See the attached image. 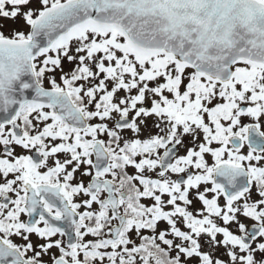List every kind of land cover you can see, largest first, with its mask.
<instances>
[{
	"label": "snow or ice",
	"instance_id": "obj_1",
	"mask_svg": "<svg viewBox=\"0 0 264 264\" xmlns=\"http://www.w3.org/2000/svg\"><path fill=\"white\" fill-rule=\"evenodd\" d=\"M0 264H264V0H0Z\"/></svg>",
	"mask_w": 264,
	"mask_h": 264
}]
</instances>
